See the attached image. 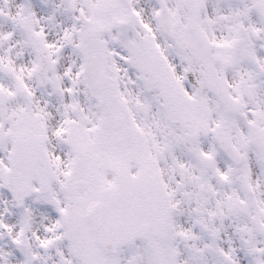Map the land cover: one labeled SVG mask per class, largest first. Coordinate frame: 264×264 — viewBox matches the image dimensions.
I'll return each mask as SVG.
<instances>
[{"label":"snow or ice","instance_id":"6c2138e0","mask_svg":"<svg viewBox=\"0 0 264 264\" xmlns=\"http://www.w3.org/2000/svg\"><path fill=\"white\" fill-rule=\"evenodd\" d=\"M0 264H264V0H0Z\"/></svg>","mask_w":264,"mask_h":264}]
</instances>
